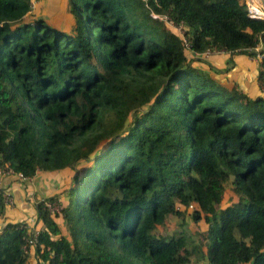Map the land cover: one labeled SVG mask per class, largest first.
<instances>
[{
	"label": "trees",
	"instance_id": "obj_1",
	"mask_svg": "<svg viewBox=\"0 0 264 264\" xmlns=\"http://www.w3.org/2000/svg\"><path fill=\"white\" fill-rule=\"evenodd\" d=\"M63 1L68 29L0 0V169L83 166L44 198L57 212L32 204V264H264V52L254 96L191 55H251L264 19L242 0ZM0 217V264H29L1 196Z\"/></svg>",
	"mask_w": 264,
	"mask_h": 264
},
{
	"label": "crops",
	"instance_id": "obj_2",
	"mask_svg": "<svg viewBox=\"0 0 264 264\" xmlns=\"http://www.w3.org/2000/svg\"><path fill=\"white\" fill-rule=\"evenodd\" d=\"M191 55L197 57L193 65L216 79L220 85L228 89L236 88L249 96L255 94L253 92L257 90L255 77L259 61L253 56L241 54L228 56L223 52ZM236 70L239 71L238 74H234ZM69 176L71 178V174L64 171H40L26 180H20L15 176H1L0 190L4 189L5 193L12 197V209L8 213V217L11 218L9 221L23 222L26 226H31L34 223L32 204L53 196L60 187H66ZM6 215L5 218L8 220Z\"/></svg>",
	"mask_w": 264,
	"mask_h": 264
},
{
	"label": "rangeland",
	"instance_id": "obj_3",
	"mask_svg": "<svg viewBox=\"0 0 264 264\" xmlns=\"http://www.w3.org/2000/svg\"><path fill=\"white\" fill-rule=\"evenodd\" d=\"M247 7L251 6L252 8H254L256 10V12H258L259 14H261V16H264V12L260 11L259 9H257V5H256V1L255 0H242ZM64 1L63 0H36L33 4V9L31 11L30 14H35V15H40L42 16L44 19H48L51 20L55 23H59L62 26H65L67 29L70 28L69 27V14H68V7H65L64 5ZM257 13V14H258ZM30 15H26L25 17H23L24 20H28ZM263 19V18H262ZM72 26V23L71 25ZM166 28L173 30L175 33H178V30L172 26H170L168 23L165 24ZM238 70L234 71V74H238ZM231 87V86H230ZM229 87V88H230ZM233 88V87H232ZM257 94H259L258 88L256 90ZM256 92L254 91L253 93L256 94ZM253 94V95H255ZM251 95V96H253ZM103 146H101L102 148ZM79 164V163H76ZM74 166H77V165ZM82 165H78V167H76V170L74 171V174H71V178L69 176V178H67V186L66 187H60L59 190L57 192H55L53 194V196H60L63 193V190H66L69 183H71L73 181L74 176L77 177L78 174L80 173L82 167ZM68 173V172H66ZM74 175V176H73ZM73 176V177H72ZM231 185L229 184V182L225 183L224 185V194L222 196V200H221V204H226L228 201H230L231 199H233V194L231 192ZM57 199V198H55ZM12 207L6 209L5 214L7 217L9 216V210H11ZM190 211H184V215H185V219H186V223L188 225V229L190 232L192 231H197V230H203L206 228V224L203 221H199L198 223H193V221H191L190 215H189ZM1 218V217H0ZM9 218V217H8ZM8 220H11V218H9ZM14 220V219H12ZM179 220L175 219V218H167L166 223L164 224L163 227H157L156 231L158 233H162V234H166L168 232H170V230L174 229V230H178L177 229V224H178ZM27 255V254H26ZM33 255L31 254V256L27 255V258L29 259L28 262L29 264H32V257Z\"/></svg>",
	"mask_w": 264,
	"mask_h": 264
},
{
	"label": "built area",
	"instance_id": "obj_4",
	"mask_svg": "<svg viewBox=\"0 0 264 264\" xmlns=\"http://www.w3.org/2000/svg\"><path fill=\"white\" fill-rule=\"evenodd\" d=\"M36 0H32V7L33 4ZM247 16L250 18H255V19H262L264 16H260L257 14L256 10L252 8L251 6L247 7ZM259 9V8H257ZM260 10V9H259ZM250 52L248 56H253L255 59L258 61L261 59L262 53L264 52V41L258 40V42L255 44L253 48L248 49ZM208 53V52H205ZM3 175L7 176H15L20 180H26L28 177L22 176L19 173H14L11 169H0V177ZM0 196H1V201L3 204L4 209H8L12 207V197L8 194H6L4 191L0 190ZM40 201L43 202L44 207L48 212H57L58 211V203L57 199H53L51 201H47L44 199H41ZM22 225L20 226L25 230V233L27 234L24 240V244L21 247V250L23 253H26L28 256L30 253L33 251L34 244L36 242V235H37V230L31 226H26L25 223L20 222Z\"/></svg>",
	"mask_w": 264,
	"mask_h": 264
},
{
	"label": "water",
	"instance_id": "obj_5",
	"mask_svg": "<svg viewBox=\"0 0 264 264\" xmlns=\"http://www.w3.org/2000/svg\"><path fill=\"white\" fill-rule=\"evenodd\" d=\"M256 7L259 8L261 11L264 12V2L262 0H256ZM264 19V17H262Z\"/></svg>",
	"mask_w": 264,
	"mask_h": 264
},
{
	"label": "bare ground",
	"instance_id": "obj_6",
	"mask_svg": "<svg viewBox=\"0 0 264 264\" xmlns=\"http://www.w3.org/2000/svg\"><path fill=\"white\" fill-rule=\"evenodd\" d=\"M255 1H256V0H255ZM262 1L264 2V0H262ZM260 11H261V10H260ZM258 15H260V16H261V14H259V13H258Z\"/></svg>",
	"mask_w": 264,
	"mask_h": 264
}]
</instances>
